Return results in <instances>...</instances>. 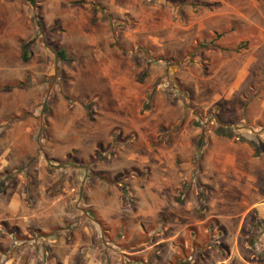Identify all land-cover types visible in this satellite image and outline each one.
<instances>
[{
    "label": "rangeland",
    "instance_id": "1",
    "mask_svg": "<svg viewBox=\"0 0 264 264\" xmlns=\"http://www.w3.org/2000/svg\"><path fill=\"white\" fill-rule=\"evenodd\" d=\"M0 155V264H264V0H0Z\"/></svg>",
    "mask_w": 264,
    "mask_h": 264
},
{
    "label": "trees",
    "instance_id": "2",
    "mask_svg": "<svg viewBox=\"0 0 264 264\" xmlns=\"http://www.w3.org/2000/svg\"><path fill=\"white\" fill-rule=\"evenodd\" d=\"M24 1H25V2L31 7V9H35V8H37V0H24ZM21 51H22L21 58H22L23 60H27L28 57H27V48H26V44L23 45V46L21 47ZM56 55H57V57L60 58L61 60H66V57H65V51H64L63 49H58V50H56ZM217 133L220 134V135L230 136V131H229V133H228V132L223 131V130H217ZM249 144H250L251 146H254V147L256 146V144H255L253 141H251V140H249ZM256 147H257V146H256Z\"/></svg>",
    "mask_w": 264,
    "mask_h": 264
},
{
    "label": "crops",
    "instance_id": "3",
    "mask_svg": "<svg viewBox=\"0 0 264 264\" xmlns=\"http://www.w3.org/2000/svg\"><path fill=\"white\" fill-rule=\"evenodd\" d=\"M1 157H3L2 159L4 160V161H6V159H5V155H0V158ZM3 166V164L2 165H0V167H2ZM3 170L5 169V167L3 166V168H2ZM4 172H5V170H4ZM1 178V177H0Z\"/></svg>",
    "mask_w": 264,
    "mask_h": 264
}]
</instances>
